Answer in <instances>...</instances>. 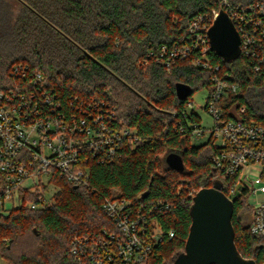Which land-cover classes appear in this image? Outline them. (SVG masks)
Returning <instances> with one entry per match:
<instances>
[{"label":"trees","instance_id":"16d2710c","mask_svg":"<svg viewBox=\"0 0 264 264\" xmlns=\"http://www.w3.org/2000/svg\"><path fill=\"white\" fill-rule=\"evenodd\" d=\"M229 1L247 6L264 0ZM213 9L222 11L223 0H0V90L17 81L15 65H28L44 74L45 84L63 102L83 101L90 112H97L101 101L113 105L118 122L137 138L126 141L114 161H91L89 186L54 174L60 189L50 202L0 214V253L7 264H78L69 253L72 240L114 227L102 201L115 196L146 208L164 202L153 213L164 237L147 264H175L192 224L191 191L217 181L228 195V178L216 174L210 141L193 144L189 122H198L200 115L186 111L196 90L211 91L212 72L190 58L170 67L157 58L193 41L190 25L204 16L210 26L212 17L206 15ZM211 56L240 85L232 103L247 105L246 117L263 122L264 70L255 71L241 53L232 60ZM177 83L191 86L186 100L178 97ZM171 152L182 155L184 170L167 164ZM45 189L20 195L26 203L38 200ZM233 202L236 246L243 257L263 264L264 237L250 231L253 209L243 195Z\"/></svg>","mask_w":264,"mask_h":264},{"label":"built area","instance_id":"2783aa9c","mask_svg":"<svg viewBox=\"0 0 264 264\" xmlns=\"http://www.w3.org/2000/svg\"><path fill=\"white\" fill-rule=\"evenodd\" d=\"M223 7L240 34V53L261 72L264 1L237 6L223 0ZM219 13L213 9L206 17H212L213 24ZM204 20L200 16L190 25L193 41L176 45L157 62L170 67L177 59L190 58L194 66L212 72V89L204 108L213 122L204 127L201 116L198 122H189L191 137L209 136L208 142L215 147L212 163L216 174L228 178L227 196L247 199L253 209L250 231L264 237V121L246 117L247 105L236 107L232 103L240 85L213 61L211 55L217 52L208 35L212 24ZM12 75L17 80L13 87L0 90V214L9 215L22 204L37 209L50 202L48 185L53 183L54 174L76 186H89L91 161L112 162L126 141L137 139L130 127L118 122L116 108L108 102H99V110L90 112L83 101L70 98L63 102L59 93L45 84L44 74L28 65H15ZM192 106L190 101L187 114L194 110ZM44 187L38 200L24 203L21 191ZM198 191H191V195ZM161 205L164 202L158 201L146 208L120 196L103 199L102 209L114 227L76 236L69 250L71 257L78 264H147L153 248L164 237L153 218Z\"/></svg>","mask_w":264,"mask_h":264},{"label":"water","instance_id":"95a60500","mask_svg":"<svg viewBox=\"0 0 264 264\" xmlns=\"http://www.w3.org/2000/svg\"><path fill=\"white\" fill-rule=\"evenodd\" d=\"M208 35L212 49L225 60L240 55V34L225 11H220L215 18ZM176 92L180 99L186 100L192 94V88L177 83ZM166 162L175 170L185 169L179 153H169ZM233 206V200L221 190L219 182L216 181L212 187L201 188L193 198L192 224L185 251L178 256L175 264H258L243 257L236 246Z\"/></svg>","mask_w":264,"mask_h":264},{"label":"rangeland","instance_id":"374dc122","mask_svg":"<svg viewBox=\"0 0 264 264\" xmlns=\"http://www.w3.org/2000/svg\"><path fill=\"white\" fill-rule=\"evenodd\" d=\"M12 2H13V6H14V3L16 5L15 1H11V3ZM208 92L209 91L207 90V88H200V89L196 90L191 96V101H193L192 107L196 111V113H198L201 116L202 125L204 127H210L212 125V122H213L211 116L209 115V113L204 108ZM262 99L264 100V97ZM208 140H209V136L206 134L205 136L194 139L193 144L194 145H202V144L207 143ZM48 189H49V193H47V196L53 197L59 191L60 188L53 181V183L51 182L48 185ZM0 264H7L6 259H4L2 257L1 253H0Z\"/></svg>","mask_w":264,"mask_h":264}]
</instances>
